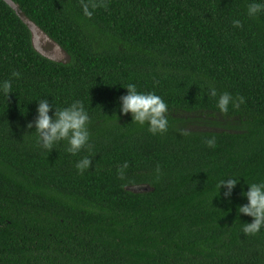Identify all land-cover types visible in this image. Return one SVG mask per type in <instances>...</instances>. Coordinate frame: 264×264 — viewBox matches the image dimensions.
I'll return each mask as SVG.
<instances>
[{
    "label": "trees",
    "instance_id": "16d2710c",
    "mask_svg": "<svg viewBox=\"0 0 264 264\" xmlns=\"http://www.w3.org/2000/svg\"><path fill=\"white\" fill-rule=\"evenodd\" d=\"M92 2L107 9L0 0V84L12 85L0 90V264H264V227L245 235L253 218L238 213L248 185L264 183V12L247 14L264 0ZM41 34L65 61L37 49ZM130 83L167 104L165 133L121 112ZM225 92L245 102L224 114ZM41 99L50 116L82 102L90 147L42 148Z\"/></svg>",
    "mask_w": 264,
    "mask_h": 264
},
{
    "label": "clouds",
    "instance_id": "9594fccd",
    "mask_svg": "<svg viewBox=\"0 0 264 264\" xmlns=\"http://www.w3.org/2000/svg\"><path fill=\"white\" fill-rule=\"evenodd\" d=\"M91 9L98 7H104L107 9V5L103 3L92 2L91 5L83 3L82 10L85 16L91 18L93 12ZM264 12V4L262 3H250L247 8V14L249 17H255L258 13ZM233 26L236 28L242 27L239 20H233ZM19 72H13L12 76L15 78L20 77ZM11 81L6 80L0 84V90L9 97L11 92ZM127 95L121 96V112L123 114L131 113L133 122L140 125L148 124V130L153 135L163 134L168 130V120L166 113L168 112V106L164 100L154 93H139L135 84H128L126 87ZM209 94L213 97L217 95L214 88L210 89ZM244 98L238 96L233 99L231 94L225 92L219 96L217 107L219 110L227 114L228 105L233 104L234 107H239L244 103ZM53 105L49 104L47 99H41L38 101V117L34 121L35 132L38 134V142L40 146L46 150L51 151L53 146L61 141H67V152L75 155L79 153L85 147H90L88 124L90 118L85 111L82 102L75 101L70 106L63 109L55 108L52 116L49 115ZM26 127L31 129L33 122H29ZM187 135L188 133H184ZM205 144L210 148L216 147L215 137L205 139ZM92 166V160L88 157L82 158L76 164L77 170L82 174L85 170L90 169ZM127 163L118 170V177L124 179V168H127ZM159 171V168H157ZM238 180L235 178H228L222 180L219 184V189L224 187L225 197H230L233 189L237 185ZM246 193L248 203L238 207V213H243L253 218L251 223H245L243 227V233L245 235H255L262 227H264V183L256 184L252 183Z\"/></svg>",
    "mask_w": 264,
    "mask_h": 264
},
{
    "label": "rangeland",
    "instance_id": "374dc122",
    "mask_svg": "<svg viewBox=\"0 0 264 264\" xmlns=\"http://www.w3.org/2000/svg\"><path fill=\"white\" fill-rule=\"evenodd\" d=\"M37 33L40 34L39 31H37ZM35 44L37 49L47 57L61 61H65L67 59V55L64 54V52L61 51V49L57 47L53 41L45 38L42 34L37 37Z\"/></svg>",
    "mask_w": 264,
    "mask_h": 264
},
{
    "label": "water",
    "instance_id": "95a60500",
    "mask_svg": "<svg viewBox=\"0 0 264 264\" xmlns=\"http://www.w3.org/2000/svg\"><path fill=\"white\" fill-rule=\"evenodd\" d=\"M30 26H31L33 29L35 28V26L32 25V24H30ZM129 189H130L131 191H134V192H140V191L147 190L148 187L145 186V185H137V186L129 187Z\"/></svg>",
    "mask_w": 264,
    "mask_h": 264
}]
</instances>
